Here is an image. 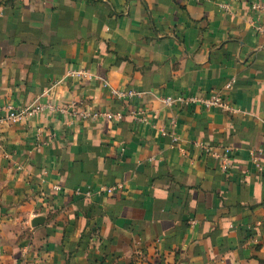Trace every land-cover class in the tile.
I'll return each instance as SVG.
<instances>
[{
  "label": "crops",
  "instance_id": "0c3cea01",
  "mask_svg": "<svg viewBox=\"0 0 264 264\" xmlns=\"http://www.w3.org/2000/svg\"><path fill=\"white\" fill-rule=\"evenodd\" d=\"M254 4L264 0H0V108L48 91L42 103L66 111L0 126V264H264ZM96 77L141 96L118 101ZM217 92L237 113L160 102ZM197 142L232 148L229 170Z\"/></svg>",
  "mask_w": 264,
  "mask_h": 264
},
{
  "label": "built area",
  "instance_id": "2783aa9c",
  "mask_svg": "<svg viewBox=\"0 0 264 264\" xmlns=\"http://www.w3.org/2000/svg\"><path fill=\"white\" fill-rule=\"evenodd\" d=\"M253 10L255 11H263L264 10V5H258L254 4L252 5ZM66 77L68 78H86L88 80H91L94 78V76L87 74L86 72H73L69 71L66 74ZM104 88L111 89L109 82L105 79L102 78H97ZM235 86V80H232L229 82L223 92H231ZM111 94L112 96L121 102H126L128 100H131L133 98L141 96V94L133 91V90H115L111 89ZM48 91L44 92L42 95H40L35 102L26 108H15L14 106H11L10 104L0 108V126H9V125H16L19 123H22L26 119H33L36 118L42 114L48 113H54L56 111H61V112H66L65 109H59L53 105L50 104H43L41 101V98L45 94H47ZM222 92H217V93H212L210 94L209 97H200V98H185V97H179L177 99H169V98H160V102L166 106V107H172V106H183V107H188L194 104H198L203 106L206 109L210 108H218L219 110H224L229 113H237V110H235L230 103L226 102L223 100L221 97ZM80 119L83 120H95L98 117L102 116L105 117L106 119H112V120H121L123 119V116L121 114L113 115V114H92V113H86V112H79L78 114ZM133 117L142 123H146L147 119L143 116L141 112H133ZM163 136H166V133H162ZM178 142V138L172 136V144L175 145ZM195 150L201 154L205 155L207 157L213 158L216 161L220 163V168L222 171L226 172L229 170V167L231 166L232 163V157L234 154V150L230 147H225L222 145H214V146H206L200 142H197L194 144ZM181 152L184 153L185 151L183 148L181 149ZM254 154V153H253ZM261 154V153H260ZM256 155V154H254ZM254 157V156H253ZM253 162L255 165L259 166V158L258 156H255L253 158ZM123 187L122 186H116L113 188L107 189L105 192L109 194H113L114 192H117L121 190ZM56 191H61V188L56 187ZM75 196H82L83 193L80 190H77L74 192ZM89 196L90 194H86Z\"/></svg>",
  "mask_w": 264,
  "mask_h": 264
},
{
  "label": "water",
  "instance_id": "95a60500",
  "mask_svg": "<svg viewBox=\"0 0 264 264\" xmlns=\"http://www.w3.org/2000/svg\"><path fill=\"white\" fill-rule=\"evenodd\" d=\"M42 223H43V219L39 218L33 223V226L37 227V226L41 225Z\"/></svg>",
  "mask_w": 264,
  "mask_h": 264
}]
</instances>
